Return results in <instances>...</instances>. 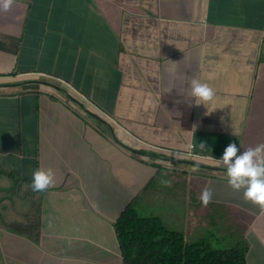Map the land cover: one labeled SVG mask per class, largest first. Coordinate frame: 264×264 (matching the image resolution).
<instances>
[{
    "label": "crops",
    "instance_id": "1",
    "mask_svg": "<svg viewBox=\"0 0 264 264\" xmlns=\"http://www.w3.org/2000/svg\"><path fill=\"white\" fill-rule=\"evenodd\" d=\"M193 78L214 90L206 106L192 101ZM62 79L112 93L101 108L113 122L90 117ZM137 110L160 125L141 133L145 123L128 124ZM123 129L168 153L192 143L201 159L184 173L169 154L144 161ZM231 142L264 144V0H13L0 11V207L15 231L0 228V264H122L113 225L130 204L183 199L169 226L188 240L199 228L187 203L205 188L208 204L244 215L246 263L264 264V209L216 159ZM37 167L56 172L43 192L30 186ZM157 179L174 185L148 194Z\"/></svg>",
    "mask_w": 264,
    "mask_h": 264
},
{
    "label": "trees",
    "instance_id": "2",
    "mask_svg": "<svg viewBox=\"0 0 264 264\" xmlns=\"http://www.w3.org/2000/svg\"><path fill=\"white\" fill-rule=\"evenodd\" d=\"M140 78L147 82L144 77ZM63 81L62 87L67 88L62 89L64 92L78 95L88 108L99 107L98 112L103 110L101 105L104 100L112 96V93H86L76 85ZM99 115L103 116L101 113ZM90 117L96 119L95 115ZM143 119L144 117H138L137 123H143ZM109 122H113V119ZM143 154L156 156L149 151ZM173 164L179 166L177 162ZM200 178L202 188L207 177L200 175ZM215 225L213 222V226L199 228L192 234V241L188 244L182 233L166 228L158 218L141 217L130 206L121 212L114 228L122 264H247V239L242 235L238 236L239 234L234 236L236 228L229 234L219 233L213 229Z\"/></svg>",
    "mask_w": 264,
    "mask_h": 264
},
{
    "label": "clouds",
    "instance_id": "3",
    "mask_svg": "<svg viewBox=\"0 0 264 264\" xmlns=\"http://www.w3.org/2000/svg\"><path fill=\"white\" fill-rule=\"evenodd\" d=\"M12 2L13 0H0V11L9 10L12 5ZM41 76L46 77L45 75H42V74ZM189 88H190L189 94L192 97V101L195 103V105L206 106L207 103L211 101L212 98L214 97V90L207 83L202 82L198 78H193L190 80ZM79 101L84 103L82 100H79ZM86 108L89 110V113L91 115H95L98 120L105 121L106 119L108 120L113 119L109 113H105L103 110L98 112L99 107L91 106L88 108L86 106ZM99 113L103 114L105 118L103 116H100ZM133 120L137 121V118H133ZM152 120H158V117L154 119H150L149 117V119H146L143 123L147 124V121L151 122ZM144 127L147 128V125ZM123 131L133 141H135L139 145V147H141V150L139 152L138 151L136 152L137 154L138 153L143 154L144 152L149 151V153L156 155V156L148 155L149 158L147 159L141 158L144 161L164 165L163 163L159 162L162 158L159 157L158 153H160L161 155L169 154L170 157L174 160V162L179 163V167L183 168V170L179 171L178 173H184L185 171H187V168L192 167L196 163V161H194L195 159L196 160L201 159L200 155L195 152L194 145L192 143H188L187 148L184 151H173V153H168L166 151H162L161 149L151 145L150 143H146V142L139 140L126 129H123ZM200 147L202 149L206 148L204 143H200ZM216 159L222 162L223 165L225 166V169L223 170V172L225 171V177H226L227 184L234 191H242L243 198L245 200L250 201L260 206L261 209H264V144H258L254 148L250 147V148L242 150L241 145H238L235 142H231L225 146L221 156ZM164 160L170 161L168 159H164ZM174 162H171L173 165V169L175 168L173 164ZM184 163H188V164L185 165ZM55 179H56V172L53 168L45 169L43 167H37L32 173L30 186L33 189V191L43 192L55 183ZM161 183L165 186L168 185L169 183L170 185L174 184L173 181L170 182L167 179H162ZM201 191H200L201 192L200 194L201 202L200 201L199 202L201 204L207 205L212 199V190L210 188H205ZM174 200H179L183 204H185L183 199H174ZM190 202L191 200L187 203V205ZM130 206L134 208V205L132 204L128 205L126 208ZM151 218H157V217H151ZM219 218H221V216ZM160 222L162 223L161 220ZM114 225H113V228H114ZM201 226L206 227L205 224H202V225L198 224L197 227L200 228ZM0 228L5 231H8L6 232V234L12 235L13 233H15V231L11 228L7 213L4 210H2L1 207H0ZM168 229L175 231L171 227ZM232 229H233L232 227H229L230 231H232ZM114 232H115V228H114ZM115 235H116V232H115ZM186 241L188 244H190L192 240L188 239ZM117 243H118V240H117Z\"/></svg>",
    "mask_w": 264,
    "mask_h": 264
},
{
    "label": "rangeland",
    "instance_id": "4",
    "mask_svg": "<svg viewBox=\"0 0 264 264\" xmlns=\"http://www.w3.org/2000/svg\"><path fill=\"white\" fill-rule=\"evenodd\" d=\"M105 106H107V105H105ZM136 106H138V103L136 104ZM129 113H131V111L122 112L121 118L124 119L125 122H128L127 121L128 118H126V115ZM145 113H146L145 119H149V118H147V111ZM136 115L141 116V118L144 117L142 111L137 110ZM132 120H133V117L130 118V121L128 122L129 125L131 122H133ZM149 123L152 125H155V126H159L160 125V119L152 120ZM143 129H147V128H145L143 126L141 129H139V131L141 133L147 134V132L142 131ZM161 184H162L161 180L157 179L156 182L150 186L148 194L153 193L155 190L157 191L158 188L161 186ZM145 201H146V198H145ZM182 205H183V203L181 201L173 200L171 207H168V205H164L161 207L156 206L154 208L146 207L145 209H143L142 211L139 212V215L141 217H156L157 216V218H159L167 228H170V226H169L170 221H172L177 214H180ZM188 205L191 207L192 212L194 214V217L196 219H198V220L193 221L195 228L198 226V224L199 225L205 224L206 226H208V225L213 226V222H215L216 225L213 227V229H216L217 232L229 234L231 232L229 230V227H232V228H236V230H237L236 233L234 234V236L242 233L241 221L244 218L243 214H241L239 212H238V214L227 213L226 209H224L223 206H221V205L200 204V202H198L196 196L191 199V202ZM220 216H221L222 220L217 219ZM261 223L264 224L263 221ZM202 227H204V226H201L200 228H202ZM189 240H191V238H189Z\"/></svg>",
    "mask_w": 264,
    "mask_h": 264
}]
</instances>
